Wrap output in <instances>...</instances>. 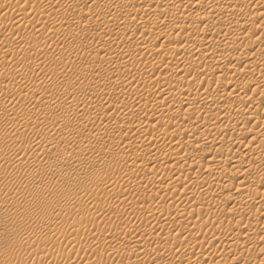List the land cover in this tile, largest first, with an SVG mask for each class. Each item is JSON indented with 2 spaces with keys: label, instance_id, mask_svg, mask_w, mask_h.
Masks as SVG:
<instances>
[{
  "label": "rangeland",
  "instance_id": "1",
  "mask_svg": "<svg viewBox=\"0 0 264 264\" xmlns=\"http://www.w3.org/2000/svg\"><path fill=\"white\" fill-rule=\"evenodd\" d=\"M126 1L127 7L124 9L123 14H133L139 7L138 3H140V0ZM48 3H53L54 8L51 9L50 6H47ZM102 3V0H0V21L8 24V27H6L8 32L13 16L17 13H23L24 16V20L18 27L16 33L13 35L4 34L3 38L0 37V104L8 108L14 105V109L22 113L31 111L30 114L28 113V117L26 116L21 121L18 119L9 121L7 125L8 131L1 130L2 128L0 126V142H2L1 139L4 136H6L7 139L0 143V151L18 147L21 140L35 139L40 136H52L54 130L51 128H57V126H45L43 123L47 117L54 113L63 112L75 118L77 115L82 114L92 115V119L86 127L82 125L75 126V130L82 131L88 140L82 144V152L78 157L79 163H77L79 165L63 168L64 170L59 166H53L51 170L50 166H48V169L47 166L46 168L38 166L37 164L41 159L45 158L46 160L44 162H47L50 153H46L44 157L42 156L39 158L40 160L37 161L29 157V162L26 157L24 161L21 162V165H23L21 167L20 165H13L15 158L13 160V157H4L0 155V264H136L135 261L126 258L124 255L125 251L133 252L134 249L132 243L133 239H135L132 234L134 230L133 227L135 226L134 224L136 223L141 230L147 229L148 231L151 229L150 232H156L154 235L161 233V231L162 233L168 232L171 227V220L167 219L162 221L159 230L156 229L158 220L153 217L156 215L153 213L157 210V207L154 206V211L151 209L152 212H144V210H146V208L142 206L144 204L137 202L140 201L141 198L145 200L149 196L158 197L159 194L160 196L165 195V197L161 196V198H167L166 194L168 192L164 189V186H167L169 177L173 172H169V176L166 177V180L164 177L167 174L163 177L162 174H160V167L158 166V168H156V173L158 175L153 173L154 176L157 175V178H155L152 173H148V167L150 166L144 165V163H149L148 155L145 157L143 156L144 160L142 159L136 162V165L138 163L140 164V166H137L138 169L133 165L135 163L129 164V159H131L132 152L139 147H137V140L142 137L163 134L168 130L171 124L175 125L177 117L186 111L185 107H181L182 105L179 107L176 105V107H174L173 102H170L172 103L171 106L174 108L169 112H172L171 115L169 114L170 116L167 114L166 116L158 117L157 121L148 122L151 116L157 115L158 109H160L165 102L167 103L165 107L170 103H168L165 98L164 101L162 97L158 102L141 109L139 103L141 100L140 98H143L148 91H154L157 85L165 84L170 86V90L173 91L178 87H184V89H189V87L190 89L194 87L197 88L201 85L202 81H204L202 87H209V91L215 95V87L217 84V89L221 90L219 86L220 88L222 86L224 87L227 85V82L233 81L241 86L255 79L257 76L256 70L254 69H259L258 65L248 64L246 62H243L242 65L241 62V65L236 66L233 63L234 61H231L233 59L232 55H237L242 49L247 47L245 43L237 47L232 46L229 51H222L221 49L223 48H219L216 49L217 51L214 50L213 53H210V55L202 54L191 66L188 61L190 53L181 52L186 44L183 35L177 36L173 44L164 45L163 40H165L169 34V30L163 26L165 17L156 16V18L155 16H140L133 21L128 19L129 16L128 18H126V16L120 19L124 22L117 25H115V21L112 20L99 22L97 21L96 13L101 8ZM57 5H61V7L57 10V16H59V18L56 16L58 20L55 22H75L77 23L76 30H65L61 33L56 31L58 35L57 33L55 35V23L52 30L54 32L51 31V33L47 31L37 36L35 39H32L31 35L38 24L40 25L43 22L47 24L50 23L49 21L47 22V15L50 12L55 13L53 10L55 11L57 9ZM114 5L115 3L110 2L108 4V9H112ZM87 6H89V8H87ZM46 7H49L51 11ZM46 11L47 13H45ZM181 12L183 13V11H179L174 14V21L179 23L186 21L183 15L186 16L187 13H183L182 15ZM234 19H238V16H234ZM186 22L189 23L190 19ZM249 22H253L256 26L263 22L264 25L263 19H250ZM218 26H223L224 28L225 25L221 24ZM113 27H115L114 33L110 35V29ZM4 31L5 33L7 32L6 30ZM75 32H80L82 35L75 38ZM104 36H108L109 39L116 42L127 41L130 45L127 55L125 53H120L119 58H114L115 54L104 52L96 48V45H94V38H104ZM153 36H156L157 41L153 39ZM200 38L201 37H198V40ZM148 39H153V42ZM214 41L217 45L218 41L213 39L212 43H214ZM215 44H213V46ZM216 45L215 47L218 46ZM61 48H76L82 50L83 53L74 62L68 63L67 57H58V52ZM249 50H251L249 52L254 53L256 50H260V47L256 46L254 49L252 47L249 48ZM155 52L161 53H159L155 61V71L151 74H143V77L140 78L141 84L139 83L140 85L135 87L136 89L121 83L122 80L129 81V79L132 80L135 78L142 70L143 65L151 60L150 58L152 56L155 57ZM225 53L227 58L223 59L222 63H218L219 65L215 64L219 56L222 54L225 55ZM259 54L261 58H264L263 51H259ZM178 64L185 65L183 71L174 75H165L168 77L167 79L165 77L164 80L161 78L163 75L162 73H164L161 70L163 67L166 65L175 66ZM224 66L226 70L229 69L230 73L228 76L226 75L225 78H222L224 75H222L221 70L224 69ZM244 69H253L254 76L253 73L247 75L243 74L242 72ZM218 70L219 73H217ZM197 71L201 72L198 73ZM216 73L222 75L221 79H216ZM212 74L213 76L214 74L216 75L213 77ZM203 78L204 80H202ZM207 78L211 81L209 86L205 82L208 81ZM211 78L212 80H210ZM213 80H215V82H212ZM50 84L55 85L53 90H50ZM260 88L262 87H259V90L257 88V96L261 93ZM263 90L264 88L261 89V91ZM20 94H22V96H20ZM138 95L140 96L138 97ZM135 96L136 98H134ZM133 99L135 102H133ZM136 99H139L137 100L138 103ZM256 101L259 100L252 101V104L249 103L248 105L250 106L246 107V110L249 112L252 111L251 113L245 111L244 108L242 114H244V112L246 114L248 113V115L252 113L262 114L264 112V103H262L261 100L255 103ZM137 110L141 112H137ZM133 112H136L135 114L137 117H135L136 115ZM219 112L220 111H218V114L214 112L208 116L199 111L195 112V116H198L196 119L199 118L200 120L208 116V118H213L211 120L214 121L218 120L216 119L218 115H223ZM228 113L229 115L231 113L232 115L236 114L233 111H229ZM238 113L239 112H237V115ZM239 114L242 116L241 113ZM213 115L215 117H212ZM195 116L193 115V121L195 120ZM199 119L197 120L199 121ZM242 119V123L238 121L239 124H236L237 127L232 128V132L239 133V136L242 135L244 137L252 128L258 130L261 127L260 125H253L250 123L244 125L243 122L246 121V117L245 120L244 117ZM109 120H114L116 125H113L114 127L104 128ZM197 120L193 122L194 124L191 123L194 126L191 124L178 125L180 128H178V131L177 128L175 129L174 136L178 137L181 132L183 133L186 130L191 132V128L193 130L195 128H197V130L205 129L206 127H198ZM19 123L23 124L21 125ZM131 125L143 128L145 126V129H143V133L146 132L145 136L142 133L140 137L138 136L139 139L137 140L134 138H126L129 137V135H127L126 129L122 127ZM219 125L220 124H217V126ZM242 125H244L245 128H241V130L239 127ZM183 126L186 127V129ZM99 127L104 128L102 129V133H98L97 130ZM150 127L153 128V130ZM211 127H215V125ZM180 129L181 132L179 131ZM148 130H150V132ZM69 136L70 132L64 130L60 134H54L52 137L55 146L66 154H69L72 148L76 147L69 142ZM174 136L173 139L176 138ZM210 139L212 140L213 137ZM224 139L223 142L226 145L223 147L227 148L230 141H228L227 138ZM123 142H127V145H130L132 142V146L130 145L129 148L126 145V147L122 149L125 146ZM117 145L120 147H117ZM161 146L162 148L159 147L161 150L167 148L164 145ZM231 147H234L233 144H231ZM96 150H99L98 157H91L89 154ZM196 151L200 152L202 149L199 148ZM166 155L167 154L158 158L156 164L158 162L157 165H161V162L167 159L168 155ZM206 156L208 155L198 159L202 167L211 164V162H209L210 158H206ZM3 157L6 158V160ZM26 159L30 166H32V162L36 164L31 168ZM233 159L234 157L225 165L223 171L224 174H229L231 171L234 172L229 176V186L224 190L225 194L219 196L218 201H215L222 203L223 206L216 207L215 203L212 204L210 201L205 200V193L202 191L200 193V191L197 190L195 191L196 193L193 192L187 196H181L182 192L180 191H182V187L180 186L174 189L175 192L173 195L176 193L177 196L180 195L179 198L181 201H179V204H187L189 200L199 201L204 197L203 199L205 202L202 199L199 202L201 204L189 208L192 211L191 214L193 217L187 222L188 225L184 223L185 226L183 225V227H185L186 230H195V227L201 230V236L199 234L201 248L207 247L208 249L215 250V257L208 264H218L225 259L226 254L222 252V241L225 240V237L230 232L237 233L232 257L236 256L241 260H248L252 255L260 253V259L264 261V233L258 230L264 225V210L257 206L255 207L254 204L246 208H236L234 206L232 200L237 196V187L243 183V170L245 168L242 169L239 167L242 169L240 170L234 167L233 163H231ZM94 161H96V164ZM92 162L93 164H91ZM157 165L155 167H157ZM102 166L103 168H101ZM232 166L234 169L231 168ZM85 167L89 169L86 171ZM108 167H111L112 170L109 168L110 171H107ZM104 170L107 172H104ZM145 170H147V172H145ZM138 171H144V174ZM28 174L45 175V184L42 185L38 182H31L25 186L26 188L20 186L17 188L20 181H23L20 185L25 184V180H22V178ZM11 176L16 179L14 183L10 184L8 177ZM156 179H159V181L157 180L156 182ZM150 181L154 184L156 182L155 185L157 186L153 187ZM55 185H58L57 192L51 190L52 186ZM33 188L37 190L36 195H30L29 193L28 189L33 190ZM247 193L250 195L264 194V177L257 178L256 183L252 185V188H250ZM128 194L133 195L129 196ZM66 195H74L73 202L68 203L64 201ZM198 196H200V198ZM223 196L224 198H221ZM1 198H4V200ZM134 199H138V201L136 200L137 202H135ZM222 199H226L227 201ZM50 201H53L51 206L49 205ZM213 205L215 207H213ZM205 208L209 209V211L211 209V213L199 217V212L203 210L206 211ZM145 213L150 215H145ZM222 220H225L223 227L219 225V222ZM51 221L56 222L55 227H50ZM250 225H254L255 228L251 229ZM218 230L219 238L212 241L210 239L211 235ZM130 234L132 238H130ZM153 236H151L150 239V236L146 237L147 239L145 238L144 247L142 248L143 252L148 253L150 251L149 253L151 255H149L153 260H156L155 256L166 248L172 247L175 251L179 249V246L174 244L175 240L173 238L162 240V242L156 239L154 240ZM139 237H141V232L137 234V238ZM68 241L72 244L74 243L76 247H66L65 242ZM194 251L196 252L198 249ZM34 253L40 255L38 260H33L32 254ZM23 254H26L25 258ZM62 256H64V259H60ZM7 257L10 258V261ZM153 257H155V259ZM153 260L151 264L155 263Z\"/></svg>",
  "mask_w": 264,
  "mask_h": 264
},
{
  "label": "bare ground",
  "instance_id": "2",
  "mask_svg": "<svg viewBox=\"0 0 264 264\" xmlns=\"http://www.w3.org/2000/svg\"><path fill=\"white\" fill-rule=\"evenodd\" d=\"M102 2L103 3L101 5V8L96 13V18H97V21H99V22L104 21V20H112V21H115V25H117V24H121L122 21L120 19L123 17L125 18L126 16H127L126 18H128V16H129L128 19H131L133 21L137 17H140V16H144V17H147V16L165 17V19L163 18L164 19L163 20L164 21L163 26L169 30V34H168V36L166 35L167 36L166 39L163 40L164 45L173 44V42H175V39L177 38V36L183 35L185 37L186 44H185V47L181 50V52H189L190 53L188 61L190 62L191 66L198 59V57L201 56L202 54L210 55V53H213L214 50L219 49V48L220 49L223 48V49H221L222 51H225V50L229 51V49L232 46L237 47V46L241 45L242 43H245L247 47L242 49L237 55H232L233 59L231 60V58H230V60L234 61L233 63L236 66L241 65V62H242V65H243V62H246L248 64L258 65L259 69H256V68L254 69V70H256V74H257L256 78L245 83V84H243V85H241V86L238 83L230 81L229 83L228 82L226 83L227 85L224 86L225 88L223 86L220 88V86H219V89H221V90H218L217 89L218 88L217 87L218 82H217L216 83L217 86L215 87L216 88L215 92L217 95L216 94L213 95L209 91L208 86L211 84V81H209L208 78H207L208 81H205L206 84L208 85L207 86L208 88L202 87L204 81H202L201 85H199V87H197V88L194 87V88L190 89V87H189V89L188 88L184 89V87H178L176 90L172 89L173 91L170 90L171 89L170 86H167L165 84L157 85L155 87L154 91H148L147 94H145L146 96L145 95L143 96L144 99L142 97L140 98L141 100L139 101V103L141 105V109L145 106H148L150 104H154V103L158 102L162 97H163V100L165 98L168 103L173 102L174 107H176V105L178 107L182 105L181 107L182 108L185 107L186 111L184 113H181V115L179 117H177V119H176L177 122L175 123V125L171 124L168 127V130L165 131L163 134L152 135V136L144 137V138L141 136L142 137L141 139H139L138 136L140 137V135H142V133L144 132L143 129H145V126H144V128L138 127L136 125L135 126L131 125V126H127V127H122V128L126 129V131H127L126 133H127V135H129V137H126V138H131V139L134 138L136 140L139 139V140H137V142H138L137 147L138 146L139 147L136 148L132 152L133 154L131 156V159H129L130 165L135 163V164H133L134 166H136V167L140 166L139 163H138L139 165L138 164L136 165V162H139L146 155H148L147 157H149V160H148L149 163H146V164L144 163V165L150 166V167H148V173L149 174L152 173V175H153V173H156L157 172L156 168H158V166H159L160 172H161L160 174H162L163 177H164V175L167 174L164 177L167 180L166 177L169 176V172H173V174L169 177L167 186L166 185L164 186V189H166V191L168 192L167 193L168 195L166 194L167 198L163 199V198H161L162 195L160 196V194H159L158 197L157 196H149L145 200H142V198H141L140 201H138V199H136L138 202L134 199L135 202L140 203V204L141 203L144 204V205H142L146 208V210H144V212L145 211L146 212H152L154 206H156L157 210L156 211L153 210L154 211L153 214H156L153 217H155L158 220V225H157L156 229H158V230L160 229V226L162 225V221L169 219V220H171L170 221L171 227L169 228L170 230H168V232H165V233H162V231H161V233H157V235H154L156 232H154V231L150 232L151 229L148 231H147V229H145V230L142 229L143 230L142 231L141 228H139L138 225H136V223H135L134 224L135 226L133 227L134 230L132 232V234L135 238L132 241L134 249H133V252L125 251L124 252L125 257L135 261L136 264H151V263H153L152 262L153 259L150 256L151 254L149 253L150 251L148 253L143 252L142 248L144 247L145 238L150 236L149 237V239H150L151 236L154 235L153 236L154 240L156 239L157 241H162V240H167L169 238H173L175 240L174 244L179 246V249H177L176 251L172 247H169V248L164 249L163 251L161 250L162 252L160 251L161 253H159V254L156 253L157 254V255L155 254L156 260H153L155 262L154 264H208L215 257V254H216L215 250L214 249H208L207 247L201 248V246H200L201 243L199 241L200 240L199 234L201 236V230L196 229V227H195V230L192 227L191 228L193 230H189V229L186 230L185 227H183V225L185 226L184 223H187L193 217L191 214L192 211L189 208L194 207V205L201 204L199 202L204 197L201 198L199 201L197 200L198 202L196 200L192 201V200L188 199L189 201L187 204H184V205L179 204L180 203L179 201H181L179 198L180 195L177 196V193L175 195H173L175 192L174 189L175 188L177 189L178 187L181 186L182 187V191H180V192H182L181 196H183V195L187 196L193 192L196 193L195 191H197V190L200 191V193L202 191L205 193L204 194L205 200L210 201L212 204L215 203L216 207L217 206H223L222 203H218L215 201H218L219 196H222L225 194L224 190L227 189V187L229 186L228 185L229 176L231 173H234V172L231 171V172H229V174H226V173L224 174L223 171L225 169L224 168L225 165H227V163L234 157V159L231 161V163H233L234 167H237V168L241 167L242 169L245 168L243 170V181H242L243 183L237 187V189H236V195L237 196L234 197V199L232 200V202H234V206L236 208H239V207L246 208V207H250L252 204H254L255 207L257 206L258 208L264 210V194L250 195L247 193V191H249V189L252 188V185H254L256 183L257 178L264 177V112L263 113L261 112L262 114L252 113V114L248 115V113H251L252 111L249 112L248 110H246V107L250 106L248 104L251 103L252 101H255V100L260 101L261 100V102L264 103V90L261 91V89L264 88V58H261L260 54H259V51L264 52V25H263V22L260 23V25H258V26L254 25L253 22H249L250 19H256V18H258L259 20L260 19L264 20V0H140V3H138L139 7L135 10V12H133V14H127V15L123 14L124 9L127 7V1L126 0H102ZM110 2L115 3V5L113 6L112 9L109 10L108 4ZM85 3H87V2H85ZM47 6H50L51 9L54 8L53 3H48ZM60 7H61V5H57V9L55 11L53 10V12H55V13L50 12L47 15L46 19H47V22L48 21L50 22L49 24L43 22L42 24H40V25L38 24L37 27L34 28L35 31H33L32 35H31L32 39H35L37 36L44 34L47 31L51 32L53 30L54 24L56 23L55 21H57L59 18V16H57L58 15L57 10ZM46 8L49 9V7H46ZM87 8H89V6H87ZM49 11H51V10L49 9ZM179 11H183V13H185V14L187 13V15L185 16L181 12L186 21L190 19L189 23H187L186 21L179 23V22L173 20L174 14L176 12H179ZM45 13H47V11ZM183 16H182V18H183ZM234 16H238V19L235 20ZM23 20H24L23 13H17L16 15H14L12 18L11 24H10L11 28H10V26L8 28L9 32L6 29V27H8V24L0 21V37L3 38L4 34L13 35L14 33H16V31L18 30V27L21 25ZM131 20H130V22H131ZM221 24L226 26V27L224 26L225 29L223 28V26L222 27L218 26ZM76 26H77V23L71 22V21L59 22V23L57 22L55 24L56 29H54L55 35L57 33L56 31H58V33H61L65 30H76ZM4 30H6L8 33L7 32L5 33ZM114 30H115V27L111 28L109 34L110 35L113 34ZM52 32H54V31H52ZM58 33H57V35H58ZM50 34H48V35H50ZM81 35L82 34L80 32H75L74 37L77 38V37H80ZM198 37H201V38L198 40ZM153 39L154 40L156 39V41H157L156 36H153ZM213 39L218 41L217 42L218 46L215 44V41H214V43H212ZM148 40L150 41L151 39H148ZM152 40H151V42H153ZM151 42H150V44H151ZM213 44H215L217 47H215V45L213 46ZM94 45H96V48H99V49L103 50L104 52H109L111 54H115L114 58H117V57L119 58L120 53H125L127 55V53L129 52V48H130V45L127 43V41L116 42L114 40L109 39L108 36H104V38L95 37L94 38ZM148 46H150V45H148ZM256 46L260 47V50H258V51L254 50L255 51L254 53L249 52V51H251V50H249V48L253 47V49H254V47H256ZM172 47H174V46H172ZM82 53H83L82 50L76 49V48H68V49L61 48V50L58 52L59 56L58 55L57 56L58 57H60V56L61 57H67L68 63H72L78 57H80L82 55ZM159 53L160 52H155V57L152 56L150 58L151 60L147 61L143 65L142 70L138 73V75L135 78H133L132 80L129 79V81L128 80H122L121 83L126 84L125 86L128 85V87L131 86V87H134V89H136L135 87H138L141 84L140 78L143 77V74H145V73L151 74V73H153V71H155V68H156L155 61H156ZM121 55H124V54H121ZM126 55H124V56H126ZM227 55H229V54H227ZM193 57H196V58H193ZM208 58H210V57H208ZM226 58H227L226 53H225V55H223V54L220 55L219 59L216 60L215 64H218V63L220 64V62L222 63L223 59H226ZM259 59H260V62H259ZM38 65L41 66L40 64H38ZM184 68H185L184 64H178L175 66L166 65L165 67H163L161 69L164 72V73H162L163 75L161 76V78L164 80L166 77L165 75L169 76V75H174V74L180 73L181 71H183ZM231 68H233V67H231ZM20 70H23V69H20ZM254 70L253 69L252 70L244 69V71L242 73L246 74V75L253 73V76H254ZM23 71H21V72H23ZM221 71H222V75H224V76L217 74V73H219V70H218V72L216 73L217 74V77H216L217 80H218V78L221 79V76H222V78L223 77L225 78V76L226 75L228 76V74L230 73L229 69L228 70L225 69V66H224V69H222ZM199 72H201V71H199ZM210 72H212V71H210ZM216 74H214V76ZM212 76H213V74H212ZM167 77H166V79H167ZM202 80H204V78ZM210 80H212V78ZM212 82H215V80H213ZM259 87H262V88H260L261 93L257 96V92L259 90ZM54 88H55V85L50 84V90H53ZM257 88H258V90H257ZM20 96H22V94H20ZM139 96L140 95H138V97ZM131 98H132V96H131ZM134 98H136V96ZM137 100H139V99H136V101ZM259 101H256L255 103H257ZM133 102H135V100ZM223 102H225V103H223ZM137 103H138V101H137ZM166 104L167 103L165 102L161 106V108L158 109L157 115L151 116L149 118L148 122H153L154 120L157 121L158 117L160 118L162 116H166L167 114L171 115L172 112L171 113H169V112L171 111V109H174L173 106H171L172 103L169 104L170 106L167 105V107H165ZM244 108H245V111L248 112L247 114L245 112H244V114H242ZM30 109H28V110H30ZM139 110H137V112ZM199 111L205 113V115H208V116L213 114L214 112H215V114H218V111H220L219 113L223 114V115H220V116L218 115V117L216 115V117H217L216 119H218V120H214V121L211 120L213 118L209 117L210 118L209 119L208 116H206L207 118H204L201 120L199 118H197V119H199V121H198L196 119V117H198V116H195V112H199ZM216 111H217V113H216ZM229 111H233L236 114L232 115V113H231L229 115V113H228ZM263 111H264V109H263ZM30 112L31 111H27V112H23V113L18 112L14 109V105L11 106V108H8V107H3V104L2 105L0 104V126L2 128L1 130H7V125L9 123V121H12L13 119H18L21 121L26 116L28 117V113L30 114ZM139 112H141V111H139ZM237 112L241 113L242 116H240L239 113L237 115ZM135 115H133V116H135ZM193 115L195 116V120L198 121L197 122L198 127L199 126H200V128L206 127L208 129L205 128L203 130H197V128H195L196 127V125H195L194 130L192 128L190 129L191 132L189 130H186L182 133L181 129H180L179 130L181 132L180 135L178 137L174 136L175 135L174 134L175 129L177 128V131H178V128H180L178 125H185V124L190 125L191 123L195 122V120L193 121V119H194ZM73 116H75V115H73ZM139 116H140V113H139ZM91 117H92V115H90V114L77 115L75 118V117H72L70 114L68 115V114H65L63 112L54 113L53 115L47 117L45 122L43 123V125H45V126H47V125L51 126V127L57 126V128H51L54 130L52 136H49V137L40 136V137H37L35 139L26 138L28 140H23V141L21 140L19 146L17 144H15L18 146L16 148L14 147L13 149L12 148L3 149L2 151H0V155L4 156V157L5 156L11 157V158L13 157V160L15 158L13 165L14 166L20 165L21 167L23 166V165H21V162L24 161V159L26 157H27V159L29 157H31L32 159L34 158L35 161H37V160H40L39 158H41L42 156L44 157L46 155V153H50V157L47 159V162H44L46 160L45 158L41 159L37 164L38 166L45 167V168L47 166V169H48V166H50V170H51L53 166H59L60 168L62 167L61 169H63V168L72 167L74 165H79L77 163H79L78 157L81 155V152H82V150H81L82 144L87 142L88 140L82 131L75 130V126L82 125L83 127H86L87 124L91 121V119H92ZM135 117H137V115ZM212 117H215V116L213 115ZM243 117H244V120L246 117V121H244L245 123L243 122L244 125H246L247 123L248 124L250 123L253 125H260L261 126L260 129L255 130L252 128L249 131V133L246 134V136H244V137L242 135L239 136L240 135L239 133H238L239 135L236 132L233 133L234 131L232 132V128H236L237 127L236 124H239L240 121H241L240 123H242ZM19 124L22 125L23 123H19ZM152 124H151V126H152ZM193 124H191V125H193ZM217 124H220V125L217 126ZM113 125L114 126L116 125L115 121L109 120L104 128L111 127ZM213 125H215V127H211ZM244 125L240 126L239 128L240 129L245 128ZM104 128L99 127L97 130L98 133H102V129H104ZM150 128H148V129H150ZM184 128L186 129V127H184ZM184 128H183V130H184ZM151 129L153 130V128H151ZM64 130L70 132L69 142L73 146L74 145L76 146V147L72 148V151L69 154H66V153H63L62 151H60L55 146V144L52 140V137L54 136V134H60ZM146 131H147V129H146ZM148 131L150 132V130H148ZM153 132H155V131H153ZM148 133H147V136H148ZM242 133H244V132H242ZM143 134L145 136L146 132ZM173 136L176 138L173 139ZM212 137H213V139L211 140L210 138H212ZM224 138H227L228 141H230V144L227 145V148L223 147L224 145H226L223 142ZM4 140H7L6 136H4L1 139L2 142ZM2 142H0V143H2ZM132 142H134V141H132ZM4 143H6V142H4ZM123 143H125V142H123ZM131 143H130V145H131ZM209 143H211V144H209ZM231 144H233L234 147H231ZM124 145H125L124 147L122 145V147H123V148L121 147L122 149H124L126 147L127 142ZM130 145H127V146L129 147ZM161 145H164L167 148L161 150V149H159V147L162 148ZM108 146H109V143H108ZM117 147H120V146L117 145ZM199 148L202 149V151L197 152L196 150ZM98 153H99V150H96V151H92L89 155L91 157H98V155H99ZM165 154L168 155L167 159L163 160V162H161V165H157L158 164V162L156 164L157 159L162 157V155H165ZM205 155H208V156H206V158H210L209 162H211V164H207V165L203 166L204 167L203 168L202 165L199 164L198 159L203 158V156H205ZM4 159L6 160V158H4ZM28 160H27V163H28ZM29 162H30V160H29ZM94 163L96 164V161H94ZM35 164L32 162V166H34ZM91 164H93V162ZM97 164H99V163H97ZM119 164H120V162H119ZM155 164L157 165V167H155L156 166ZM29 166H30V164H29ZM32 166H30V167L32 168ZM100 166H101V164H100ZM234 167L232 166L231 168L234 169ZM85 168H86V171L89 169L87 167H85ZM101 168H103V166ZM109 168H111V167H108L107 171H110ZM137 169H138V167H137ZM146 169H147V167H146ZM242 169H240V170H242ZM111 170H112V168H111ZM105 171L106 170H104V172ZM138 172H142V171H138ZM145 172H147V170H145ZM157 175L156 176L153 175V176L155 178H157ZM133 176H134V174H133ZM137 177H138V175H137ZM15 179L16 178H14L12 176L8 177V181L10 184L14 183ZM23 179L25 180V182H24L25 184L20 185L21 182L23 183V181H20L21 180L20 179L19 180L20 184L18 185L17 188H19V186L22 188H26L25 186H27L31 182H34V183L38 182L39 184H42V185H44L46 182L45 175H41V174H35V175L34 174L33 175L28 174V175H25V177H23L22 180ZM152 179H153V177H152ZM160 179H161V177H160ZM148 180H150V179H148ZM157 180L159 181V179H156V182H157ZM150 182H152V181H150ZM156 182H155V184H156ZM155 184L153 182L151 183V185L153 187L157 186ZM28 190H29L30 195H36L37 194V190H35L34 188H33V190H30V189H28ZM51 190L57 192L56 190H58V185L52 186ZM200 193H199V195H200ZM136 194H137V192H136ZM132 195L130 194L129 196H132ZM201 195H203V194H201ZM186 196H184V197H186ZM162 197H165V195ZM198 197L200 198V196H198ZM221 198H224V196ZM204 199H203V201L205 202ZM2 200H4V198ZM73 200H74V195L73 196L72 195H66L64 198V201H66L68 203L73 202ZM123 200H125V199H123ZM222 200H226V199H222ZM53 201L49 202L50 206H51V203H53ZM19 205H21V204H19ZM213 207H215V206L213 205ZM211 211H212L211 209H210V211H209V209H206V211L203 210V211L199 212L198 215H199V217H202L206 214H210ZM133 212H134V210H133ZM139 212H141V211H139ZM136 213L138 215L137 210H136ZM142 214H144V213H142ZM146 214L147 213H145V215ZM147 215H150V214H147ZM151 216H152V214H151ZM140 218H142V217H140ZM224 223H225V220H222L219 222V225L221 227H223ZM187 225H188V223H187ZM55 226H56V222L51 221L50 227H55ZM174 226H175V228H174ZM186 228H187V226H186ZM250 228L254 229L255 226L250 225ZM258 230L261 233H264V225L261 228H259ZM139 232H141V237L137 238V234ZM236 234L237 233L230 232L225 237V240L222 241V252L224 254H226V257L223 261L219 262L218 264H264V261H261V259H260V253H256V254L252 255L248 260H241V259H239V257H236V256L232 257L233 256L232 251H233V247L235 246V241H236V237H237ZM130 238H132L131 234H130ZM218 238H219V230L215 231L211 235L210 239L212 241H214L215 239H218ZM65 243H66V247L70 246L71 248H73L75 246V244L73 243L74 244L73 245L70 241L65 242ZM49 244H50V242H49ZM195 249H198V251L195 252L194 251ZM25 255L23 254L24 258H25ZM32 255L31 256L33 257V260H36V259L38 260L40 257V255H38L37 253H34ZM155 257H153V258L155 259ZM27 258H29V257H27ZM15 259H16V257H15ZM60 259H64V256H62V258H60ZM8 260L10 261V258H8ZM18 260H19V258H18Z\"/></svg>",
  "mask_w": 264,
  "mask_h": 264
}]
</instances>
